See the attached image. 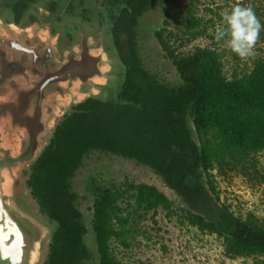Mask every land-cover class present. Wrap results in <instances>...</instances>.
I'll return each instance as SVG.
<instances>
[{
  "label": "rangeland",
  "instance_id": "1",
  "mask_svg": "<svg viewBox=\"0 0 264 264\" xmlns=\"http://www.w3.org/2000/svg\"><path fill=\"white\" fill-rule=\"evenodd\" d=\"M16 1L0 0V32L7 33L9 39L18 43L35 47L38 59L33 62L32 54L25 55L9 45H2L11 55L25 56V65H33L35 70L44 71L49 67L50 72H44L46 77H53L71 58L84 53L97 60L92 75H69L61 78L62 81L50 83L44 95L50 97L51 107L46 109V99L42 101L43 128L26 133L22 139L20 152L25 154L32 149L33 153L17 170L13 183L14 200L25 206L46 230L37 263L44 264L57 224L40 210L26 181L31 165L48 144L56 125L72 111L76 102L88 96L113 102L119 100L125 67L114 47L112 26L123 5L110 0H33L21 23L16 25L11 9ZM237 3L251 7L264 25V0H159L150 7L138 18L137 26L138 53L150 76L169 87H180L184 83L173 59L156 36L160 29H165V34L172 33L169 43L176 55L207 48L220 56L229 78L249 73L257 60L264 59V30L254 47L255 58L245 60L214 39L220 12ZM23 74L26 73L18 76ZM84 88L93 91L86 92L81 98L72 96L73 91L81 92ZM34 102L37 104L38 100L35 98ZM186 121L198 142L189 113ZM187 182L197 192L193 200L178 194L152 167L136 159L99 150L86 154L70 180L86 227L84 240L89 255L83 264H99L100 261L93 229V207L98 197L95 187L122 191L141 183L159 189L172 205L170 209L145 210L138 207L131 191L125 193L119 214L123 222L118 226L122 235L112 241L114 255L123 263L264 264V254H230L225 239L236 218L264 228V150L246 157L226 156L223 161L214 162L209 176L200 169L199 175L189 176ZM193 215L214 223L218 231L202 230L192 224L190 217Z\"/></svg>",
  "mask_w": 264,
  "mask_h": 264
},
{
  "label": "trees",
  "instance_id": "2",
  "mask_svg": "<svg viewBox=\"0 0 264 264\" xmlns=\"http://www.w3.org/2000/svg\"><path fill=\"white\" fill-rule=\"evenodd\" d=\"M29 1L33 0L14 3L15 23ZM121 1L123 7L112 27L125 66L119 100L87 97L75 104L56 125L26 181L40 210L57 224L44 264H83L89 255L86 227L70 180L92 150L149 165L178 194L191 200L197 192L187 182L189 176H198L200 169L209 176L214 162L226 156L246 157L264 150V59L257 60L249 73L229 78L215 51L197 48L176 55L169 43L172 33L160 29L156 36L184 83L180 87L159 83L144 68L137 49L138 18L159 0ZM188 113L198 142L188 127ZM95 188L93 229L99 264H126L112 249V241L122 235L118 226L123 222L119 214L125 193L131 191L138 207L145 210L170 209L172 203L159 189L143 183L122 191ZM190 221L202 230L218 231L200 216L193 215ZM225 239L232 255L264 254V228L253 222L236 218Z\"/></svg>",
  "mask_w": 264,
  "mask_h": 264
},
{
  "label": "water",
  "instance_id": "3",
  "mask_svg": "<svg viewBox=\"0 0 264 264\" xmlns=\"http://www.w3.org/2000/svg\"><path fill=\"white\" fill-rule=\"evenodd\" d=\"M7 35L0 32V43L14 42ZM67 64L53 77L26 73L11 78L6 93L0 94V264H37L39 261L46 230L25 206L16 203L13 183L19 167L33 153L32 149L25 154L20 152L22 139L26 133L42 130L44 92L52 81H62Z\"/></svg>",
  "mask_w": 264,
  "mask_h": 264
},
{
  "label": "clouds",
  "instance_id": "4",
  "mask_svg": "<svg viewBox=\"0 0 264 264\" xmlns=\"http://www.w3.org/2000/svg\"><path fill=\"white\" fill-rule=\"evenodd\" d=\"M220 21L215 27L214 39L240 59L255 58L254 47L264 25L256 17L251 7L239 3L220 12Z\"/></svg>",
  "mask_w": 264,
  "mask_h": 264
},
{
  "label": "flooded vegetation",
  "instance_id": "5",
  "mask_svg": "<svg viewBox=\"0 0 264 264\" xmlns=\"http://www.w3.org/2000/svg\"><path fill=\"white\" fill-rule=\"evenodd\" d=\"M110 1L115 2L114 0H110ZM31 3H34V1H29L28 2L27 8L22 13L20 21L18 23L14 22L15 21L14 11H13V5L14 4L12 5L11 9H12V14H13L12 17H13V23L14 24L19 25L21 23V20L24 17V15L26 14V12L28 11L29 7L31 6ZM115 3H116V5L120 4V3H122V5H123V2L121 0H117ZM122 7L120 8V11H121ZM120 11H119V13H120ZM112 37H113V35H112ZM13 41L14 42L12 44H7V43L0 44V94H4L8 90V88H9L8 80L18 76L21 73H27L28 72L32 76L36 77L37 75L38 76H40V75L43 76L44 72L45 73H49L50 72V68L47 67V66H46L47 68H45L44 71H39L37 69L35 70L34 66L31 65V64H30L31 66L25 65V60H24L25 56H23V55H15V57H14L13 55H11L7 51V49L4 46L2 47V45H9L10 47H12L14 49H18L19 51L25 53V55L26 54H32L33 55L32 59L34 60V61L32 60L33 62H35L38 59L37 56L35 57V54H36L35 47H28V46H25V45H23L21 43H18L16 40H13ZM113 42H114V40H113ZM114 47H115V44H114ZM115 49H116V47H115ZM116 51H117V49H116ZM117 54H118V52H117ZM26 66L29 67V68H26ZM33 73H35V74H33ZM124 77H125V75H124ZM57 85L59 86V88H61L60 82H57ZM119 94H120V92H119ZM118 97H119V95H118ZM95 98H97V97H95ZM74 105H73V107H74ZM73 107H72V109H73Z\"/></svg>",
  "mask_w": 264,
  "mask_h": 264
},
{
  "label": "bare ground",
  "instance_id": "6",
  "mask_svg": "<svg viewBox=\"0 0 264 264\" xmlns=\"http://www.w3.org/2000/svg\"><path fill=\"white\" fill-rule=\"evenodd\" d=\"M96 62H97V60L94 59V57H92L88 53H84L81 56H79L78 58H72L68 62V64L65 66V68H63V75L66 77L69 75H73V77H74L75 74H77L81 77L82 76L86 77L87 75L88 76L92 75L96 69ZM90 91H93V89L84 88L81 92L75 90L72 92V96H74V97L76 96V97L81 98L82 96H84V94L86 92H90ZM45 99H46V103H47V105H46V109H47L51 105L50 104L51 103L50 97L47 96V97H45Z\"/></svg>",
  "mask_w": 264,
  "mask_h": 264
}]
</instances>
